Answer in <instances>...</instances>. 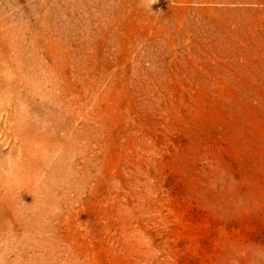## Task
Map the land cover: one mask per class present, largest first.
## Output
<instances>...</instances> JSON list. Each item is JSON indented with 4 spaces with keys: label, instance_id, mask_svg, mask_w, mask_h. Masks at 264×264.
Here are the masks:
<instances>
[{
    "label": "rangeland",
    "instance_id": "1",
    "mask_svg": "<svg viewBox=\"0 0 264 264\" xmlns=\"http://www.w3.org/2000/svg\"><path fill=\"white\" fill-rule=\"evenodd\" d=\"M0 264H264V5L0 0Z\"/></svg>",
    "mask_w": 264,
    "mask_h": 264
},
{
    "label": "crops",
    "instance_id": "2",
    "mask_svg": "<svg viewBox=\"0 0 264 264\" xmlns=\"http://www.w3.org/2000/svg\"><path fill=\"white\" fill-rule=\"evenodd\" d=\"M170 3H183V4H212L219 3L223 5H242V4H256V5H264V0H169ZM252 8H243V7H231L224 6L219 9L223 15L221 16L224 20H226V27L231 30L233 27L235 31H238L241 28L240 21H243V18H240L236 13H240L242 11H249ZM256 10H263V6L254 8ZM234 21V23H233ZM253 27L260 28L259 24H255Z\"/></svg>",
    "mask_w": 264,
    "mask_h": 264
}]
</instances>
